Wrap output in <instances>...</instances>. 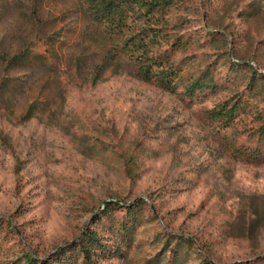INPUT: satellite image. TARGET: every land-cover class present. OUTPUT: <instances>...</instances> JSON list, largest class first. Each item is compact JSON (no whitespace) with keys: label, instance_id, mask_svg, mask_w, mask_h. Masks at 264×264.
Returning a JSON list of instances; mask_svg holds the SVG:
<instances>
[{"label":"rangeland","instance_id":"374dc122","mask_svg":"<svg viewBox=\"0 0 264 264\" xmlns=\"http://www.w3.org/2000/svg\"><path fill=\"white\" fill-rule=\"evenodd\" d=\"M173 1L159 27L180 45L176 93L134 75L116 49L128 31L91 20V0H0V264H61L88 232L99 264L264 260V162L248 153L264 147V0ZM27 50L44 59L14 62ZM206 71L220 88L188 98ZM235 102L230 122L209 119ZM141 200L124 245L123 206ZM178 238L193 246L172 263Z\"/></svg>","mask_w":264,"mask_h":264},{"label":"trees","instance_id":"16d2710c","mask_svg":"<svg viewBox=\"0 0 264 264\" xmlns=\"http://www.w3.org/2000/svg\"><path fill=\"white\" fill-rule=\"evenodd\" d=\"M174 3L173 0H91L89 10L91 20L101 26H105L107 33L112 37L119 38L125 31H128V35H125L123 39V45L121 48L116 49L118 52L121 50V56L129 57L137 65L134 75L142 81L153 82L164 91L171 93L177 92L181 76L179 68L172 63L171 56L172 52H175L180 45L178 42H170L169 34L166 32L164 34L165 29L159 26H164L162 15ZM166 45H169L171 49L169 47L164 49L163 46ZM156 47L160 51L154 52V48ZM43 59L44 56H33L30 50H27L25 54L13 58L14 62L21 64L30 60L32 62H39ZM231 64L236 73L240 71L244 73L245 69H248L250 72L249 85L252 86L259 81L258 77H256L258 73L253 67L240 66L235 63ZM242 68L245 69L241 70ZM259 77L264 78L263 75ZM220 86L219 82L214 79L212 71H208V73L206 71L197 81L187 85L184 94L190 99H195L200 96V92L209 91L214 93ZM36 109L37 104H33L28 111L29 115L32 116ZM241 111L242 106L238 105L237 102L230 106L224 104L210 112L209 119L214 122H230ZM248 153L252 157L261 160L262 163L264 162V147L261 149L255 148ZM143 204L144 201L141 200L135 206H123L126 212L119 224V233L122 235L124 245L129 244V236L134 232V228L140 224L139 215L140 211L144 209ZM108 207L109 213L117 210L113 205H109ZM178 239L177 248L172 250L174 252L172 263L180 259L183 247L191 248L193 246V241L189 238ZM96 248H101L96 233L88 232L77 245L67 246L60 253L59 263L64 264L72 262V260L75 261L77 253H81L84 256L82 264H99L94 259V250ZM116 255L120 256L121 253L117 252ZM13 264H49V261L41 260L35 255L25 252L23 258ZM203 264L215 263L211 260L203 259ZM254 264H264V260L262 259L260 262Z\"/></svg>","mask_w":264,"mask_h":264}]
</instances>
